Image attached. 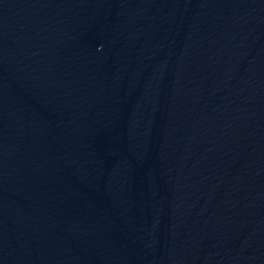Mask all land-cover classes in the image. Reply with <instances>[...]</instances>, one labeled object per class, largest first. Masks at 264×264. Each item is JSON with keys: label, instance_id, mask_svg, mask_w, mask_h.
Instances as JSON below:
<instances>
[{"label": "water", "instance_id": "water-1", "mask_svg": "<svg viewBox=\"0 0 264 264\" xmlns=\"http://www.w3.org/2000/svg\"><path fill=\"white\" fill-rule=\"evenodd\" d=\"M0 264H264V0H0Z\"/></svg>", "mask_w": 264, "mask_h": 264}]
</instances>
